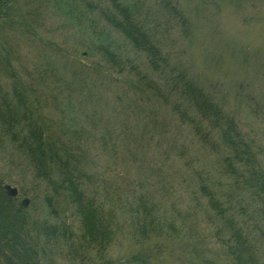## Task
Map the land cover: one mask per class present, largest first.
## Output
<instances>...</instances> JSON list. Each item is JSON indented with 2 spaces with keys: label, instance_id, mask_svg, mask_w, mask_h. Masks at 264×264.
I'll list each match as a JSON object with an SVG mask.
<instances>
[{
  "label": "trees",
  "instance_id": "trees-1",
  "mask_svg": "<svg viewBox=\"0 0 264 264\" xmlns=\"http://www.w3.org/2000/svg\"><path fill=\"white\" fill-rule=\"evenodd\" d=\"M46 1L62 6L61 10L66 7L64 18L73 26L75 19H86L89 10L98 9L111 31L102 29L101 43L83 56L92 58L88 65L104 83L119 84L115 87L117 98L121 105L127 101L121 110L125 118L140 115L146 119L149 109V124H160L156 131L160 137H168L172 129L179 133L184 129L213 157L210 161L203 158L189 135V144L183 136L167 143L172 154L167 159L180 163L174 181L188 194V215L177 221L176 203L165 206L161 200L165 194L161 199L155 196L150 179L133 181L123 192L110 185L114 180L107 174L114 172L113 176L119 177L118 169L105 164L104 171L99 170L95 161L98 147L88 146V131L71 125L73 118L66 130L46 120L39 102L30 99L33 90L23 85L20 77L15 74L14 82L7 84L9 60L0 54V139L7 134L28 164L34 189L27 203L21 199L28 193L25 189L11 195L6 188L7 174L0 168V264H59L63 259L73 264H151L183 239L176 233L190 231L200 237L199 225L208 234L189 243V251L204 264H264L263 148L241 128L238 118L199 84L188 66L170 62L135 3L88 2L84 17L75 16L71 0ZM22 2L24 10L13 15L12 7ZM165 3L190 31L182 11L169 0ZM40 4L43 0H0V36L5 28H11L34 43L35 27L42 26L43 20L26 7L34 5L40 11ZM112 30L121 36L119 42L117 34L111 36ZM56 49L75 60L68 50ZM86 68L81 65L79 69L83 79L90 75ZM153 99L168 110L164 121L155 119L150 106ZM73 110L85 113L79 105ZM134 119L139 124L138 117ZM128 129L124 127L120 133ZM137 132L143 147L151 145L149 141L157 145L151 132L143 128ZM162 145L160 142L159 147ZM174 181L167 180L160 191L172 194ZM124 240L134 251L126 260L114 258L112 249ZM199 244L205 245V250L199 249Z\"/></svg>",
  "mask_w": 264,
  "mask_h": 264
},
{
  "label": "rangeland",
  "instance_id": "rangeland-1",
  "mask_svg": "<svg viewBox=\"0 0 264 264\" xmlns=\"http://www.w3.org/2000/svg\"><path fill=\"white\" fill-rule=\"evenodd\" d=\"M100 1L85 0V4L84 0L70 2L76 9L75 16L83 14L85 17L87 3L100 5ZM126 1L135 3L141 9V16L147 19L146 23L152 28L163 51L169 55L170 62L188 66L199 84L213 94L225 110L238 118L241 128L264 150V0H169L187 18L190 31L183 26V19L170 11L165 0ZM33 6L26 7V10L33 14L36 12L38 18L43 20L42 26L35 27L34 43L11 28H5L0 36V54L8 58L10 66V73L5 79L7 84L14 82L15 74L20 77L23 85L33 90L30 99L39 102L42 116L53 126L66 130L70 118H73L71 125L85 128L88 131L86 140L91 143L88 146L98 147L95 161L99 164V170L104 171L105 164L118 169L119 177H114V172L107 174L111 181L114 180L110 185L115 184V188L123 192L133 185V181L150 179L155 184L152 189L153 193L156 192L154 195L161 199L160 195L165 194V198L161 199L165 206H169L171 201L176 203L173 216L177 221L184 220L188 215L185 200L188 194L174 181L173 175L179 172L180 163L172 164V159H167L172 157L167 143L174 137L183 136L189 144L187 138L189 135V139L193 140L192 134H187L184 129L180 133L172 129L168 137H160L156 132L160 124H149V119H152L148 117L149 109L146 119L140 115L125 118L121 113L127 101L121 105L117 98L116 88L119 84L104 83L88 65L92 58L83 56L89 55L91 46L101 43L102 29L111 31L98 9L89 10L86 19H75L73 26L64 18L66 7L61 10L62 6L60 9L46 0L38 7L40 11ZM20 8L24 10L23 2L21 6L17 3L12 7L13 15L20 12ZM116 34L113 31L111 36ZM117 40H121L118 34ZM58 47L68 50L75 60L70 61L72 57L58 54ZM81 65H86V71L90 73L84 79L79 70ZM69 85H72L71 89L65 91ZM78 105L85 112L84 115L74 113L73 107L77 108ZM150 106L154 109L155 119L164 121L169 116L168 110L156 99L151 101ZM135 116L139 124L135 123ZM124 127L129 129L122 134L120 132ZM141 128L155 135L157 145L148 140L151 145L146 143L145 147L142 146L144 141L137 132ZM1 137L0 168L7 174L9 181L6 184L18 190L25 189L28 193L20 192L23 194L21 199L29 198L34 193L32 175L27 169L29 166L13 148L7 134L3 133ZM160 142L163 145L159 147ZM197 142L196 139L194 143L199 149L198 153L210 161L212 154H206ZM261 158L264 164V151ZM167 180L174 181L172 194L160 191ZM199 227L197 231H201L200 237L190 234V231L176 233L178 238L183 239H178V244L170 245L171 252H165L160 260L151 264H204L189 251L191 245L198 242L196 240L204 239L208 234L206 228ZM120 244L112 249V254L114 258L126 260L134 248L127 240ZM198 247L205 250L203 244ZM205 258L212 259L213 256ZM59 264L73 263L63 259Z\"/></svg>",
  "mask_w": 264,
  "mask_h": 264
},
{
  "label": "water",
  "instance_id": "water-1",
  "mask_svg": "<svg viewBox=\"0 0 264 264\" xmlns=\"http://www.w3.org/2000/svg\"><path fill=\"white\" fill-rule=\"evenodd\" d=\"M8 192L11 194V195H16L17 194V189L16 188H12L10 187L9 185L6 187ZM27 199L24 200V203H27Z\"/></svg>",
  "mask_w": 264,
  "mask_h": 264
}]
</instances>
